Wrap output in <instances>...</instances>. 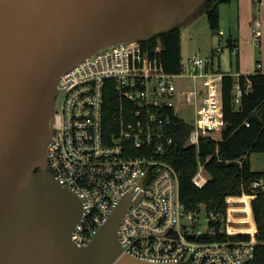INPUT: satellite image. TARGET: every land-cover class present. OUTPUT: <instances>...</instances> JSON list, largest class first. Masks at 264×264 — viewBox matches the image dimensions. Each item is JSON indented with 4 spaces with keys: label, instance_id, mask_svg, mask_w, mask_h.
<instances>
[{
    "label": "built area",
    "instance_id": "2783aa9c",
    "mask_svg": "<svg viewBox=\"0 0 264 264\" xmlns=\"http://www.w3.org/2000/svg\"><path fill=\"white\" fill-rule=\"evenodd\" d=\"M252 35L260 38L258 20ZM147 40L106 46L60 76L46 167L81 201L71 240L79 247L87 245L126 198L130 203L117 228L122 254L159 264L247 263L258 243L252 201L258 192L264 194V175L253 179L247 192L226 198L225 215L185 209L179 198V172L157 158L171 142L169 111L177 114L179 95L175 80L186 75L194 81L204 78L209 85L207 104L198 105L192 96H185L187 104L196 105L187 145L198 147L201 137L220 139L221 99L212 89L215 75L206 72L210 59L194 54L181 61L177 75L168 74L158 56L160 43L150 49ZM220 51L216 47L212 54ZM235 90L237 103L242 95L238 83ZM110 95L117 108L113 131L104 128ZM191 180L197 188L209 182L202 162ZM231 208H236L233 214ZM234 216L239 222L231 220Z\"/></svg>",
    "mask_w": 264,
    "mask_h": 264
},
{
    "label": "water",
    "instance_id": "95a60500",
    "mask_svg": "<svg viewBox=\"0 0 264 264\" xmlns=\"http://www.w3.org/2000/svg\"><path fill=\"white\" fill-rule=\"evenodd\" d=\"M165 1L0 0V264H159L121 253L126 198L74 245L82 204L47 170L46 146L60 76L106 46L174 28L156 29Z\"/></svg>",
    "mask_w": 264,
    "mask_h": 264
},
{
    "label": "trees",
    "instance_id": "16d2710c",
    "mask_svg": "<svg viewBox=\"0 0 264 264\" xmlns=\"http://www.w3.org/2000/svg\"><path fill=\"white\" fill-rule=\"evenodd\" d=\"M231 0H204L202 7L210 30L220 34L219 8ZM160 43L158 56L168 74L177 75L181 71L180 26L158 32L148 38L147 46L153 49ZM228 47L232 49V42ZM242 90L239 102H235V84ZM115 96L110 95L105 102L104 128L115 130L117 108ZM221 108H223V128L218 141L201 137L199 146L187 145L186 141L194 129L193 121L188 122L170 109L171 124L167 129L171 142L158 154V159L169 163L179 172V198L185 209L197 212L200 208L207 212L225 215L226 198L247 192L253 179L264 175V171L251 170V152L264 153V73L256 70L248 75L223 74L221 79ZM248 124L249 126L245 125ZM225 127V126H224ZM204 164L209 182L204 187H196L191 178L197 172L198 163ZM252 201L257 227L255 256L244 264H264V194L258 192ZM236 208H231L234 213ZM233 222L238 220L231 219ZM230 231H234L230 229ZM236 238L247 239L248 235Z\"/></svg>",
    "mask_w": 264,
    "mask_h": 264
},
{
    "label": "crops",
    "instance_id": "0c3cea01",
    "mask_svg": "<svg viewBox=\"0 0 264 264\" xmlns=\"http://www.w3.org/2000/svg\"><path fill=\"white\" fill-rule=\"evenodd\" d=\"M231 3H234L233 7L235 9L237 17L233 22L229 18L227 24L223 23L222 25L224 10L222 9V7L224 5H230ZM224 5H221L219 8V33L223 35L225 31H227L229 38L231 39V42L233 44L232 49L229 48V66L223 67L219 62L217 69L214 67L213 61L215 59V56L218 57L219 60L221 58L220 53H218L217 55L212 54L215 48H212L210 54L212 58L209 57L210 62L206 66V72L211 75H215L212 82V89L215 90L219 99H221V79L223 74L232 73L236 76L248 75L250 73L256 72V70L264 73V0H231L230 3ZM229 11L230 10L228 6L227 11L225 12L227 16ZM257 20L260 23L261 30V35L258 40L255 39L252 35L254 22ZM194 54L189 55L187 59L194 56ZM182 60H184L183 57ZM257 64H260L258 68L256 66ZM178 78L185 79L183 86H179L178 84H176L177 90L180 92L181 96L185 97L187 95H190L198 105L207 104V101L209 99V85L204 78H201L200 80L197 79L195 81L186 75L177 76L176 79ZM185 104L192 107L194 115H196L195 103L187 104L185 102Z\"/></svg>",
    "mask_w": 264,
    "mask_h": 264
},
{
    "label": "rangeland",
    "instance_id": "374dc122",
    "mask_svg": "<svg viewBox=\"0 0 264 264\" xmlns=\"http://www.w3.org/2000/svg\"><path fill=\"white\" fill-rule=\"evenodd\" d=\"M166 6L164 9V19L156 26V29L160 27H173L178 24L181 28V56L184 60L191 54H197L205 59L212 58L210 56L212 48L220 47V60L215 56L213 61L214 67L217 69L219 62L223 67L229 66V47L227 40L229 35L227 31L222 34H216L210 30L208 21L206 19L205 11L202 7V0H166ZM229 6L228 16L226 11ZM234 3L230 5H224L223 10V21L222 25L227 24L230 18L233 22L237 17L234 9ZM155 29H149L148 34L154 33ZM210 57V58H209ZM234 61V60H233ZM185 79L178 78L175 83L179 86H183ZM175 109L177 114L184 118L186 121H194V111L192 107L185 104V97L179 95L175 99ZM216 137H218L216 135ZM251 164V170L255 172L264 171V153L251 152L249 156ZM236 219V217H233Z\"/></svg>",
    "mask_w": 264,
    "mask_h": 264
}]
</instances>
